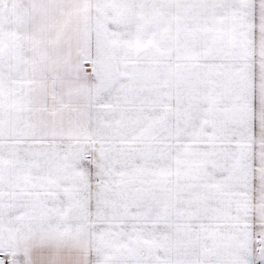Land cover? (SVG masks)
Returning a JSON list of instances; mask_svg holds the SVG:
<instances>
[{
    "label": "snow or ice",
    "instance_id": "6c2138e0",
    "mask_svg": "<svg viewBox=\"0 0 264 264\" xmlns=\"http://www.w3.org/2000/svg\"><path fill=\"white\" fill-rule=\"evenodd\" d=\"M0 264H264V0H0Z\"/></svg>",
    "mask_w": 264,
    "mask_h": 264
}]
</instances>
